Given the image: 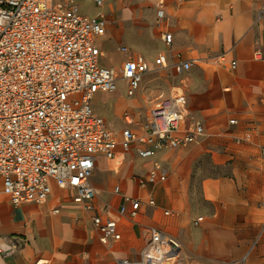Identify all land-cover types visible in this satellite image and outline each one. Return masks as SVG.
Returning <instances> with one entry per match:
<instances>
[{
  "label": "crops",
  "instance_id": "crops-1",
  "mask_svg": "<svg viewBox=\"0 0 264 264\" xmlns=\"http://www.w3.org/2000/svg\"><path fill=\"white\" fill-rule=\"evenodd\" d=\"M113 2L110 12V5L98 9L92 2L94 11L87 16L103 13L104 37L115 44L129 46L126 32L143 50L154 51L162 44L153 56L163 54L164 66L153 64L156 57L144 58L152 71L174 72V89L183 95L188 112L182 129L200 123L204 133L191 144L157 152L144 162V173L136 164L146 160L134 152L123 155L119 170L98 156L117 171L109 189L113 199L108 215L117 220L120 239L111 244L100 241L91 214L70 201L68 192L54 188L44 204L13 206L0 180V264L136 260L151 226L180 243L179 264H241L244 258V264H264V0H165L167 20L161 27L155 0H128L125 7L121 0ZM143 7L148 10L145 25ZM161 29L171 34L169 46L159 38ZM178 58L190 63L188 70L174 71L171 64ZM222 60H235L236 69L222 70ZM124 113L136 116L125 109L121 123ZM231 119L236 123L230 124ZM115 134L119 137L120 132ZM154 161L166 180L146 183ZM92 176L90 183L101 195L103 184ZM115 185L121 187L119 194L113 193ZM125 196L141 201L135 217L118 211ZM150 198L154 207L146 204ZM198 217L202 221L195 224Z\"/></svg>",
  "mask_w": 264,
  "mask_h": 264
},
{
  "label": "built area",
  "instance_id": "built-area-1",
  "mask_svg": "<svg viewBox=\"0 0 264 264\" xmlns=\"http://www.w3.org/2000/svg\"><path fill=\"white\" fill-rule=\"evenodd\" d=\"M164 1L155 0L159 27L167 20ZM92 2L100 9L107 0ZM106 25L100 12L92 17L81 14L75 0H0V180L13 206L44 204L54 188L68 192L70 201L91 214L100 241L111 244L120 239L118 222L108 215L109 206L96 205L100 192L90 183L97 157L119 170L124 154L134 152L148 160L157 152L193 143L204 128L195 123L182 129L186 102L171 88L166 96L147 100L146 119L139 129L134 116L124 113L117 137L90 102L98 93L116 92L119 80L126 82V95L133 96L152 66L126 47L120 49L128 55L120 73L102 66L97 40L105 36ZM160 36L165 45L171 44L167 30L161 29ZM153 64L164 66L165 56L158 55ZM171 66L182 73L190 63L178 58ZM219 67L232 72L237 63L222 60ZM165 180L163 168L154 161L144 182ZM120 192L115 185L113 193ZM146 204L154 207L155 202L150 198ZM140 206L139 199L125 196L118 211L135 217ZM201 221L198 217L195 224ZM180 250L173 235L151 226L138 259L120 258L113 264H179Z\"/></svg>",
  "mask_w": 264,
  "mask_h": 264
},
{
  "label": "rangeland",
  "instance_id": "rangeland-1",
  "mask_svg": "<svg viewBox=\"0 0 264 264\" xmlns=\"http://www.w3.org/2000/svg\"><path fill=\"white\" fill-rule=\"evenodd\" d=\"M63 1V0H61ZM115 0H108L105 5H110L107 7L108 12L112 10L111 4ZM128 0H121V6L125 7ZM76 5L81 14L87 15L94 11V6L91 0H77ZM103 14V13H102ZM104 15V14H103ZM141 15L143 20V25H145L146 18L148 17V10L143 7L141 9ZM112 24L117 25L112 22ZM158 33V32H157ZM130 36L128 42L129 46L123 42H115L112 39H106V37H101L97 40V45L102 52L99 58L100 64L105 67H112L119 71L122 67V63L127 54L121 53V47H126L129 49L131 55H141L146 57L148 60L153 61L157 54L153 56L154 53L163 49L162 44H156L154 51L143 50L137 40H133L131 33L126 32ZM161 36H159L160 38ZM161 40V39H160ZM162 42V41H161ZM153 56V58H151ZM169 68H164L161 70H156L148 73L144 76L140 87L135 91L134 95L128 97L126 95V82L124 80H119L117 83V91L113 94L100 95L99 93L94 96L90 102V106L95 113L101 116L107 123L108 127L115 133H119L122 129V123L120 121V116L125 109L132 110L135 116L136 128L139 129L141 125L145 122L147 109L149 107L146 99L148 96H160L165 93L164 91L174 88V72L172 70L168 71ZM124 102L125 104L121 105ZM133 153V152H132ZM134 154V153H133ZM139 160V159H137ZM146 161L139 160L137 165V171L144 173L146 168L143 166ZM117 171L109 167L108 162L103 157H98L95 171L92 176L94 182H101L103 184V191L101 195L96 198V205L100 208L107 207L113 199V194L110 192V185L112 181L116 178ZM62 206V204L60 205ZM252 249V248H251ZM248 256V255H247ZM246 257V256H245ZM245 258L242 260L241 264H244Z\"/></svg>",
  "mask_w": 264,
  "mask_h": 264
},
{
  "label": "bare ground",
  "instance_id": "bare-ground-1",
  "mask_svg": "<svg viewBox=\"0 0 264 264\" xmlns=\"http://www.w3.org/2000/svg\"><path fill=\"white\" fill-rule=\"evenodd\" d=\"M125 104L124 102L121 103V105ZM102 184V183H101Z\"/></svg>",
  "mask_w": 264,
  "mask_h": 264
}]
</instances>
